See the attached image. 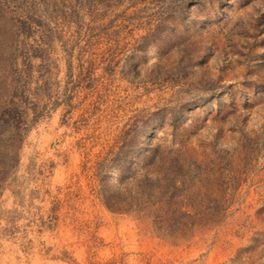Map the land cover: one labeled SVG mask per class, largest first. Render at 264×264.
Instances as JSON below:
<instances>
[{
	"label": "rangeland",
	"instance_id": "obj_1",
	"mask_svg": "<svg viewBox=\"0 0 264 264\" xmlns=\"http://www.w3.org/2000/svg\"><path fill=\"white\" fill-rule=\"evenodd\" d=\"M0 264H264V0H0Z\"/></svg>",
	"mask_w": 264,
	"mask_h": 264
},
{
	"label": "trees",
	"instance_id": "obj_2",
	"mask_svg": "<svg viewBox=\"0 0 264 264\" xmlns=\"http://www.w3.org/2000/svg\"><path fill=\"white\" fill-rule=\"evenodd\" d=\"M145 177L153 179L147 175ZM193 194L194 190L191 185H182L177 173L174 172L166 176L164 185L157 189H111L108 194L104 193V202L115 211H126L133 208L146 209L152 215V221L160 236H190L191 232L184 231L183 228H188L193 225L192 222H196V218H193V211L198 205L191 198ZM209 206V204L205 205L206 208ZM220 206L222 204L219 202L213 205L215 210H218ZM217 217L221 219V215ZM207 221L205 220L202 224ZM170 228L174 231L166 233L168 231L166 229Z\"/></svg>",
	"mask_w": 264,
	"mask_h": 264
}]
</instances>
